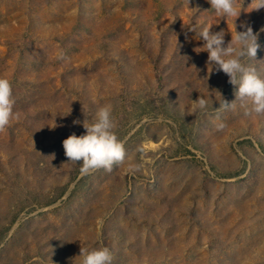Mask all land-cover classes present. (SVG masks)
Listing matches in <instances>:
<instances>
[{
  "label": "rangeland",
  "instance_id": "rangeland-1",
  "mask_svg": "<svg viewBox=\"0 0 264 264\" xmlns=\"http://www.w3.org/2000/svg\"><path fill=\"white\" fill-rule=\"evenodd\" d=\"M189 24L225 46L234 31L208 0H0V78L21 117L0 132V264H79L102 246L112 264H264V115L208 74ZM242 24L259 32L264 9ZM213 90L236 107L213 95L190 114ZM107 103L126 159L81 175L62 142Z\"/></svg>",
  "mask_w": 264,
  "mask_h": 264
},
{
  "label": "clouds",
  "instance_id": "clouds-1",
  "mask_svg": "<svg viewBox=\"0 0 264 264\" xmlns=\"http://www.w3.org/2000/svg\"><path fill=\"white\" fill-rule=\"evenodd\" d=\"M245 2L246 0H208L216 17L234 20V31L231 32V40L226 46L223 30L210 32L213 24L204 26L189 24L188 30L196 34V39L204 41L200 49L208 53L206 62L208 74L222 71L228 76V83L237 88L236 100L241 102L240 106L245 109V115L252 113L264 115V78L257 73L255 67L245 63L246 59L257 61L258 50H264L259 42V33L264 32V27L254 33L251 26L242 24L241 27L246 30L236 31L235 25V20L242 11L252 12L264 9V0H250L247 7H244ZM187 4L189 5V0ZM192 10L197 11V9L189 8L190 12ZM216 23H218L217 20ZM213 95L223 109L236 107V100L229 103L218 90H213L207 97L201 96L193 101L190 114H194L197 110L205 111L209 100H212L209 97ZM75 100L77 99L73 101ZM14 105L11 82L7 78H0V132H4L7 127L20 120V113L14 112ZM112 111L110 103L99 107L90 122L84 121L85 134L77 136L73 133L62 142L68 163L76 164L77 161H82L81 175H87L99 169L111 172L114 165L123 163L126 159L124 144L114 131L116 125L112 119ZM73 123L76 124L79 121H73ZM56 126L54 122L50 128ZM218 128L223 129L224 125L220 124ZM138 168V165L129 163L126 171H135ZM77 257L80 258L79 264H112L113 261L111 250L103 246L92 250L81 247Z\"/></svg>",
  "mask_w": 264,
  "mask_h": 264
}]
</instances>
